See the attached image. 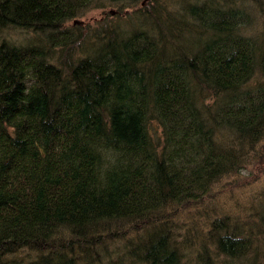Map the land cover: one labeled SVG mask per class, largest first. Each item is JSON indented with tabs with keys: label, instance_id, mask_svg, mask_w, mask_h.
<instances>
[{
	"label": "trees",
	"instance_id": "16d2710c",
	"mask_svg": "<svg viewBox=\"0 0 264 264\" xmlns=\"http://www.w3.org/2000/svg\"><path fill=\"white\" fill-rule=\"evenodd\" d=\"M95 1L0 0V264H264V0Z\"/></svg>",
	"mask_w": 264,
	"mask_h": 264
},
{
	"label": "rangeland",
	"instance_id": "374dc122",
	"mask_svg": "<svg viewBox=\"0 0 264 264\" xmlns=\"http://www.w3.org/2000/svg\"><path fill=\"white\" fill-rule=\"evenodd\" d=\"M95 2L96 3H94V6L86 9L85 12H82L76 15L75 17L70 18V20L66 23V26L78 25L82 27V29L87 27V25L95 27L99 20H105V19L109 20L113 18L115 15L127 14L131 12V9H132L131 6L127 8L125 7L120 8V6L118 7V5L111 3L107 0H96ZM263 2H261L260 4H263L264 6ZM248 4H250L249 1L245 0V3L242 5H244L245 8L247 9L248 15H250L248 17L253 18L252 19V23H253V21H255L254 18H255L256 12L253 10L252 7L249 8L250 6ZM69 22H71L72 24ZM37 37H38L37 33L30 31L28 29H25L23 27L21 28L14 27V26L0 27V40L5 38L17 44H22V43L36 40ZM246 174H247V171L243 172L241 176H245ZM256 178L257 180L251 182L250 186H247V188H245V191H242V192L247 193V191H249V192H253L254 194L258 195L260 191H264L262 190L264 188V176H260L259 174L258 177L251 178V181ZM241 195H244V194H241ZM238 198H242V197H240L239 193H236V201ZM221 202H222V205H225V206L232 205L231 204L232 201L229 199V196L227 195L222 199ZM232 206H235V205L233 204Z\"/></svg>",
	"mask_w": 264,
	"mask_h": 264
},
{
	"label": "water",
	"instance_id": "95a60500",
	"mask_svg": "<svg viewBox=\"0 0 264 264\" xmlns=\"http://www.w3.org/2000/svg\"><path fill=\"white\" fill-rule=\"evenodd\" d=\"M144 2V1H143ZM75 22V21H74Z\"/></svg>",
	"mask_w": 264,
	"mask_h": 264
}]
</instances>
